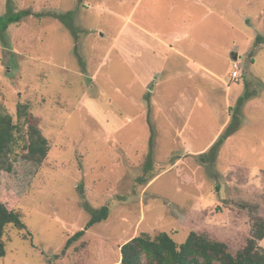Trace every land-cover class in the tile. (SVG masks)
Segmentation results:
<instances>
[{
	"label": "rangeland",
	"instance_id": "rangeland-1",
	"mask_svg": "<svg viewBox=\"0 0 264 264\" xmlns=\"http://www.w3.org/2000/svg\"><path fill=\"white\" fill-rule=\"evenodd\" d=\"M13 3L44 16L0 37V112L17 122L28 104L50 150L22 196L0 177V199L26 224L5 228L0 264H121L124 243L162 231L242 251L264 218V0ZM160 38L201 66L162 54ZM236 112L241 128L215 155ZM85 204L109 217L65 250L92 217Z\"/></svg>",
	"mask_w": 264,
	"mask_h": 264
},
{
	"label": "trees",
	"instance_id": "trees-1",
	"mask_svg": "<svg viewBox=\"0 0 264 264\" xmlns=\"http://www.w3.org/2000/svg\"><path fill=\"white\" fill-rule=\"evenodd\" d=\"M31 15L44 16L43 13H36L30 8L17 11L13 0H8L7 12L0 15V37L5 39V32L10 24ZM50 15L65 20L70 12H54ZM256 42L264 43V36L258 35ZM249 98V94L241 96L238 102L240 107L237 105L240 111L243 103ZM17 114L19 118L15 122L11 114L0 112V177L13 176L14 179L6 183V189L20 197L38 173L49 153L50 144L39 123L30 113L28 104L19 103ZM242 119L236 112L224 132L212 145V153L217 155L227 138L240 130ZM85 205L92 217L87 228L76 232L68 239L65 250L79 240L89 227L109 217L108 206L93 209L88 204ZM8 224H13L19 229L26 228L21 212L9 209L0 199V258L6 256V244L3 238ZM262 239H264V218L255 221L252 236L248 239L246 247L237 254L231 253L225 242L212 240L195 231H192L183 243H178L166 231L159 232L155 236L142 233L121 246V264H264V249L258 243Z\"/></svg>",
	"mask_w": 264,
	"mask_h": 264
},
{
	"label": "crops",
	"instance_id": "crops-1",
	"mask_svg": "<svg viewBox=\"0 0 264 264\" xmlns=\"http://www.w3.org/2000/svg\"><path fill=\"white\" fill-rule=\"evenodd\" d=\"M193 3H197V0H193ZM183 37V35H181L180 37H178L179 39H181ZM160 41H161V43L163 44V46H160V48L161 47H163V51H162V54H165L167 51H165V49H164V47H169L170 49H174V50H176L177 52H179V54L181 55V56H183V57H186V58H188L190 61H192L195 65H197V66H201V64L200 63H198L195 59H193V57L192 56H190L188 53H186L185 51H183V49H181L180 47H176V42H174L173 44H174V46L173 47H171V45L169 44V42L168 41H166V40H164L163 38H160ZM182 40H179V41H177V42H181ZM154 49H156V48H154ZM236 82H237V80H235Z\"/></svg>",
	"mask_w": 264,
	"mask_h": 264
},
{
	"label": "built area",
	"instance_id": "built-area-1",
	"mask_svg": "<svg viewBox=\"0 0 264 264\" xmlns=\"http://www.w3.org/2000/svg\"><path fill=\"white\" fill-rule=\"evenodd\" d=\"M235 67L236 69L232 72L231 76L232 78H234V80L238 81L241 77V72L239 70V65L237 63L235 64Z\"/></svg>",
	"mask_w": 264,
	"mask_h": 264
}]
</instances>
